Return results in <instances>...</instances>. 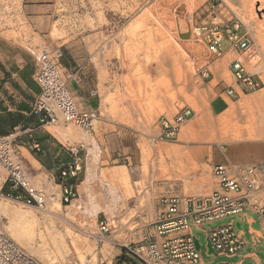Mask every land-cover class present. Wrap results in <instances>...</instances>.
Returning a JSON list of instances; mask_svg holds the SVG:
<instances>
[{"label": "rangeland", "instance_id": "rangeland-1", "mask_svg": "<svg viewBox=\"0 0 264 264\" xmlns=\"http://www.w3.org/2000/svg\"><path fill=\"white\" fill-rule=\"evenodd\" d=\"M98 1L92 2L88 19H79L72 25L75 21L70 19V0H56L54 9L60 14L59 20L51 23L49 34L50 38L68 40L78 31H90L94 38L103 41L94 47L98 51L96 57L88 61L93 73L87 79L95 86L100 99L99 118L93 129L84 131L73 124L52 127L55 132L62 131L63 143L83 144L79 150L82 165L75 181L76 196L69 203H60L58 198L49 201L43 209L0 196V206L19 213L13 219L0 211L4 232L40 264H120L124 249L129 252V248L145 237H151L162 194L201 196L217 189L209 151L223 139L209 140L200 135L206 132L207 122L212 118L207 105L216 95L213 86L220 80H231L226 65L207 64L212 57L205 45L195 40L194 25L225 28L238 22L241 33L247 27L261 54L249 59L232 53L230 60L240 58L247 71L258 74L264 84V0H162L127 9L124 0L123 10L118 9V0L110 5H106L108 0ZM27 3L0 0V37L15 39L26 48L37 44L35 52L38 53L48 45L42 36L34 34L35 27L29 19L33 13L26 11ZM37 3L43 5V12L51 10L50 0ZM113 13L120 19H114ZM31 37L33 42L29 44ZM226 45L223 43L222 47ZM189 47L198 57L192 59ZM111 55L116 58H109ZM163 55L178 61L167 74L157 70ZM64 62L69 68L70 61ZM206 65L212 79L210 75L202 77L199 72ZM62 67L60 72L64 73ZM67 74L71 79L78 78L77 70H69ZM251 92L238 102L232 129L242 127L247 120L264 129V86ZM230 106L226 112L232 110V103ZM182 107H189L192 116L180 125L174 139L162 140L160 115H173ZM226 112L215 119L222 120ZM225 127L230 128V123ZM228 128L226 135L230 137ZM191 148L202 149L200 164L204 167L186 164L182 171L180 164L186 161L181 156ZM119 168L127 172L131 190H137L135 193L140 195L131 196L122 185L116 190V202H113L109 171ZM5 176V169L0 165V186ZM31 180L37 189L59 190L53 183L45 181L46 185L42 186L40 179ZM227 220L225 217L203 227L225 224ZM101 222L106 224L107 231L100 230ZM11 232L28 240L34 252L27 250ZM192 233L200 244L203 261L228 260L207 254L203 231L193 228ZM134 258V263L126 259L127 263L123 264H143Z\"/></svg>", "mask_w": 264, "mask_h": 264}, {"label": "built area", "instance_id": "built-area-1", "mask_svg": "<svg viewBox=\"0 0 264 264\" xmlns=\"http://www.w3.org/2000/svg\"><path fill=\"white\" fill-rule=\"evenodd\" d=\"M238 28V22L225 28L197 24L193 26L192 34L197 42L205 45L212 58L221 55L225 32L229 34L230 46L239 55H245L249 59L259 56L261 54L259 45L247 27L239 34ZM189 51L192 53V59L198 57L192 47H189ZM58 56L57 52H50L48 49L36 53L33 78L40 91L31 107L34 120L26 126V130L30 131L38 125L73 124L84 131H91L98 119V111L78 106L67 87V81L71 76L60 72L56 62ZM229 68L235 82L243 85L246 90H259L264 86L256 74L247 71L240 58H233ZM203 69L201 68L199 72L202 77H207L208 73ZM231 93L232 88L229 87L227 94ZM191 116L192 110L189 107H182L173 115L161 114L160 138L174 139L180 125ZM15 136L13 132L0 135V165L5 169V181L8 182V192L5 195L0 193V196L36 209H43L49 201L57 198L60 203L71 202L76 196L75 181L82 165L79 150L83 148V144L70 149V162L58 172L61 190L48 192L33 185L14 144ZM212 172L218 180V187L210 194L201 196L162 194L158 200V217L154 222L151 237H145L128 251L143 264H239L228 259L244 246V240L233 222L214 225L204 230L207 242L213 249V255L228 259L220 262L202 260L190 230L193 228L203 230L205 224L251 208L260 218L264 238V199L255 198L250 202L255 193L264 190V163L247 167L215 164ZM107 229L106 224L101 222L100 230L105 232ZM0 264H40L4 232L1 222Z\"/></svg>", "mask_w": 264, "mask_h": 264}, {"label": "crops", "instance_id": "crops-1", "mask_svg": "<svg viewBox=\"0 0 264 264\" xmlns=\"http://www.w3.org/2000/svg\"><path fill=\"white\" fill-rule=\"evenodd\" d=\"M25 1L28 2L25 4L26 11L33 13L29 19L32 22L31 26L35 27L34 34L42 36V39L48 45L44 49L59 54L56 62L59 69L63 65L62 68L65 71L62 74L66 75L69 70H77L78 78L68 79L67 81V87L73 99L81 108H92L98 111L100 107L99 94L94 88L95 86L89 83L87 77L93 73L91 72L92 65L88 61L96 57L95 55L98 51L94 47H99L103 42L102 39L94 38L93 33H90V31L86 33L78 31L77 34L70 35L68 40L50 38L51 23L59 20L60 15L54 9L56 0H50L51 10L49 12L46 10L43 12V5L37 3L38 0ZM115 1L117 0H108L106 5H110ZM118 1L120 3L118 9L123 10L122 1L124 0ZM157 1L160 3L162 0H125V9L139 4L156 3ZM92 2L94 4L99 3L98 0H70V19L75 21L72 25H75L79 19L85 20L91 16ZM105 9H107L106 6ZM113 15L116 17H113L114 19H120V16L116 13H113ZM239 33L241 32L238 31ZM228 37L229 34L225 32V43L227 45L222 47V53L219 57L207 60V64L226 65L231 81L227 82L223 79L213 86L212 89L216 92V95L209 100L207 111L210 117L217 118L230 109V104L232 103L233 121L237 112L238 102L252 92L235 82L229 63L233 59L230 60L231 54L238 53L230 46ZM32 42L33 38L31 37L29 44ZM37 48V44L34 47L28 46L26 48L15 39L0 37V135H7L11 132L16 134L14 144L31 179H40L42 186L46 185L45 181L53 183L61 190L58 172L70 162V149L78 147L82 143L75 146L63 143L61 141V139H64L62 131L59 129L58 132H55L52 129V127L58 125H38L30 131L26 130V126L34 120L31 107L40 91L38 84L33 78L36 64L35 51L38 50ZM109 58H116V56L111 55ZM66 60L70 61L69 68L64 62ZM204 69L212 79V72L207 65ZM256 77H259V75L256 74ZM229 87L232 88L231 94H227ZM69 137L66 141L69 140ZM252 138H248V136H241L240 138L227 137L223 139L222 143L213 144L209 151L211 163L213 165L224 164L231 167H247L264 163V137L252 136ZM4 183L5 179L0 186V193ZM7 192L8 184L6 185V191L2 194L5 195ZM255 198L264 199V190L255 193L250 202ZM228 222L234 223L237 232L244 240L243 248L228 259L237 261L239 264H264V238L258 214L248 208L242 213L228 216V220L225 223ZM209 228H204L201 231L204 232V230ZM190 234L193 236L192 229Z\"/></svg>", "mask_w": 264, "mask_h": 264}, {"label": "bare ground", "instance_id": "bare-ground-1", "mask_svg": "<svg viewBox=\"0 0 264 264\" xmlns=\"http://www.w3.org/2000/svg\"><path fill=\"white\" fill-rule=\"evenodd\" d=\"M178 64V61L176 60H173V59H170L168 58L167 55H163L160 57L159 59V64H158V67H157V70H159L160 72L162 71V73H168V70L170 69H173L175 66H177ZM180 65V64H179ZM178 65V66H179ZM158 71V72H159ZM241 112V111H240ZM239 113V112H238ZM264 115V114H263ZM242 117V116H241ZM251 117V116H249ZM247 118V117H246ZM253 118V117H252ZM248 119V118H247ZM246 119V120H247ZM236 120V119H235ZM240 120V119H239ZM206 122V121H205ZM254 121H251V120H247L246 121V124L242 127H240L238 125H236L237 128H233L232 129V110H229L228 112H226V115L225 117L222 119V120H216L215 118H210L209 121L207 122V130L205 133H203V131H201L203 134L200 135V138H208L209 140H215L216 138L218 139H225L227 138V135H226V129L228 127H225L227 126V124L230 123V128H228L231 133L229 134H232L230 136V138L234 137V138H240L241 136H248L252 138V136H263L264 135V129H262V125H255V124H252ZM261 123V122H260ZM252 124V125H251ZM254 125V126H253ZM229 132V131H227ZM256 138V137H255ZM245 139V138H243ZM253 139V138H252ZM257 139V138H256ZM232 140V139H231ZM259 140V139H258ZM242 141V140H241ZM250 141V140H248ZM257 141V140H256ZM222 142V141H221ZM231 143V142H230ZM200 151H202L201 148H191L190 150H188L186 153L182 154L181 156V159L186 161L184 163H181L180 164V167H182V171H184L183 169V166L186 165V164H199V167L202 169L203 167L201 166L200 164V161H201V153ZM204 151V150H203ZM208 153V152H207ZM201 155V156H200ZM183 162V161H182ZM208 162V161H207ZM205 163V162H204ZM195 168H196V165H194ZM186 168V167H185ZM163 176V175H162ZM110 179V184L112 185V189H110V192L112 193V200L113 202H116L115 201V198H116V193H117V189H120V186L124 185L127 189H128V194H130L131 196L134 195V194H137V195H140L139 193L140 192H137L135 193L136 191L135 190H131L130 188V179H129V176L127 174V172L124 170V169H112L109 171V177ZM167 179L169 178L168 176L166 177ZM109 185V184H108ZM110 186V185H109ZM116 192V193H115ZM125 193V192H124ZM128 196V195H127ZM138 198V197H137ZM143 202V201H142ZM6 207V206H5ZM5 207H2L0 206V211L4 212L5 214H7L8 216H11L12 218L17 216L19 213L14 211V210H11V209H8V208H5ZM50 212V211H49ZM22 216V215H21ZM20 216V217H21ZM10 217V218H11ZM14 219V218H13ZM18 219V218H17ZM24 219V217H23ZM19 221V220H17ZM10 228V226H9ZM12 233V232H11ZM13 234V233H12ZM16 238L17 241L21 242L23 245L26 246L27 250H29L31 253L34 252V249L32 248V246L30 245L29 241L28 240H24L21 235H17V233L14 232L13 234ZM59 240V239H58ZM55 243V242H54ZM62 243V242H61ZM60 243V244H61ZM59 244V242H58ZM62 245V244H61ZM55 246V244H54ZM60 246V245H59ZM56 247V246H55ZM58 247V246H57ZM22 248V247H20ZM23 249V248H22ZM24 250V249H23ZM25 251V250H24ZM26 252V251H25Z\"/></svg>", "mask_w": 264, "mask_h": 264}, {"label": "trees", "instance_id": "trees-1", "mask_svg": "<svg viewBox=\"0 0 264 264\" xmlns=\"http://www.w3.org/2000/svg\"><path fill=\"white\" fill-rule=\"evenodd\" d=\"M58 181H60V179L58 178ZM60 183H61V181H60ZM8 184V182L7 181H5V183H4V185H3V187H2V189H1V193H4L5 191H6V185ZM132 254V253H131ZM134 255L132 254V256H130V252H127L125 249L123 250V252H122V255H121V257H120V264H123V263H127L126 262V259H129L130 261H132L133 262V260L135 259L134 257H133ZM134 263V262H133Z\"/></svg>", "mask_w": 264, "mask_h": 264}, {"label": "water", "instance_id": "water-1", "mask_svg": "<svg viewBox=\"0 0 264 264\" xmlns=\"http://www.w3.org/2000/svg\"><path fill=\"white\" fill-rule=\"evenodd\" d=\"M194 243H195L196 249H199L200 248V244L198 242V239L194 238ZM206 247L208 249L207 250V254H213L214 253L209 242H206Z\"/></svg>", "mask_w": 264, "mask_h": 264}]
</instances>
